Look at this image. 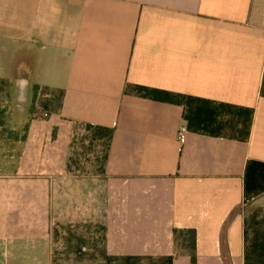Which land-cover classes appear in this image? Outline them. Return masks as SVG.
Listing matches in <instances>:
<instances>
[{
    "label": "crops",
    "instance_id": "1",
    "mask_svg": "<svg viewBox=\"0 0 264 264\" xmlns=\"http://www.w3.org/2000/svg\"><path fill=\"white\" fill-rule=\"evenodd\" d=\"M263 77L264 0H0V264H264Z\"/></svg>",
    "mask_w": 264,
    "mask_h": 264
},
{
    "label": "trees",
    "instance_id": "2",
    "mask_svg": "<svg viewBox=\"0 0 264 264\" xmlns=\"http://www.w3.org/2000/svg\"><path fill=\"white\" fill-rule=\"evenodd\" d=\"M13 85L12 82L8 79L0 78V100L4 101H10L13 100ZM261 96L264 97V77H263V83L261 88ZM35 99L36 95L34 96L33 102L31 104V115L33 111H36L35 106ZM9 119V112L6 107L0 106V136L9 133L12 135L10 139H13L16 142H22L24 143L27 139L30 124L26 123L23 127L22 132L24 135L19 138V134L21 133V130H14L9 131L7 128ZM174 239L177 246V250L180 252H183L184 254H187L191 257V264H197V253H196V245H197V233L195 230L185 229V230H179L174 229Z\"/></svg>",
    "mask_w": 264,
    "mask_h": 264
},
{
    "label": "rangeland",
    "instance_id": "3",
    "mask_svg": "<svg viewBox=\"0 0 264 264\" xmlns=\"http://www.w3.org/2000/svg\"><path fill=\"white\" fill-rule=\"evenodd\" d=\"M33 92L31 91V94ZM32 98L30 94L26 97L24 95L23 99L19 97V94L15 92L13 94V100L10 101H2L0 100V106L6 107L9 112V119L7 128L10 131L14 130H21V133L19 134V138H21L24 133L22 132L23 127L25 124L19 128V119L18 114L19 112H24L25 110L30 107L31 110V104H32ZM36 114L35 111L32 112V115L34 116ZM10 131V132H11ZM12 137L11 134L5 133L0 136V173L3 171L7 172H13L16 169L17 166V160L19 157L20 149L18 148V143L14 141L13 139H10Z\"/></svg>",
    "mask_w": 264,
    "mask_h": 264
},
{
    "label": "built area",
    "instance_id": "4",
    "mask_svg": "<svg viewBox=\"0 0 264 264\" xmlns=\"http://www.w3.org/2000/svg\"><path fill=\"white\" fill-rule=\"evenodd\" d=\"M180 136V142L184 144L186 142V129L182 128L179 133Z\"/></svg>",
    "mask_w": 264,
    "mask_h": 264
}]
</instances>
